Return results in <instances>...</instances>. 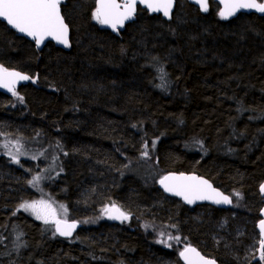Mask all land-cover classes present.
Returning a JSON list of instances; mask_svg holds the SVG:
<instances>
[{
	"label": "trees",
	"instance_id": "16d2710c",
	"mask_svg": "<svg viewBox=\"0 0 264 264\" xmlns=\"http://www.w3.org/2000/svg\"><path fill=\"white\" fill-rule=\"evenodd\" d=\"M61 13L69 51L38 52L0 23V65L35 80L0 93V264H182L190 244L221 264H259L264 16L225 21L177 0L170 21L138 10L111 33L95 0ZM171 171L206 176L232 211L164 196L157 180ZM112 206L128 220L115 223ZM59 209L83 226L70 240L45 217ZM149 223L178 228L181 245L159 243Z\"/></svg>",
	"mask_w": 264,
	"mask_h": 264
},
{
	"label": "water",
	"instance_id": "95a60500",
	"mask_svg": "<svg viewBox=\"0 0 264 264\" xmlns=\"http://www.w3.org/2000/svg\"><path fill=\"white\" fill-rule=\"evenodd\" d=\"M68 0H0V23L17 37L33 44L40 52L47 44L64 51L70 50V31L61 13V6ZM201 13L208 10V0H186ZM220 6L223 20L236 19L240 14L264 16V2L258 0H215ZM177 0H95V10L101 26L111 33L123 32L125 27L136 21L138 10L149 16H160L170 21ZM30 78L15 70H4L0 65V93L10 95L14 89L29 83ZM163 195L175 197L184 205L196 207L207 203L217 208H229L231 199L223 195L213 185L197 175L167 173L157 183ZM264 197V184L261 186ZM111 214L116 221H124L127 216L118 208L112 207ZM262 222L257 229L264 247V209ZM82 226L74 220H57L53 225L56 236L70 240L78 234ZM183 264H217L204 257L195 248H186L180 253Z\"/></svg>",
	"mask_w": 264,
	"mask_h": 264
},
{
	"label": "flooded vegetation",
	"instance_id": "af4514ba",
	"mask_svg": "<svg viewBox=\"0 0 264 264\" xmlns=\"http://www.w3.org/2000/svg\"><path fill=\"white\" fill-rule=\"evenodd\" d=\"M259 2H261V3H263L264 2V0H258ZM211 4H214V5H216L217 6V8L216 9H214V8H212L211 7ZM213 10V12H214V14L215 15H219V16H221V14H220V6H219V4L215 1V0H208V11H207V13H209L210 12V10ZM204 14H206V13H204ZM167 173H177V174H187V175H197L199 178H202V179H204V180H206V181H209L212 185H213V187L215 188V189H217V190H219L223 195H225V196H227V197H229L230 199H231V202H232V205H231V207H229V208H225V209H223V208H217V207H215V206H211V205H209V204H207V203H203L202 205H199V206H196L197 208H201V207H206V208H212V209H214V210H217V211H221V212H229V211H232L231 210V208L233 207V205H234V200H235V198H234V196L230 193V192H228V191H226V190H224L222 187H219V186H217V184L216 183H214L213 181H211L210 179H208L206 176H203V175H199V174H196V173H184V172H174V171H171V172H167ZM166 173V174H167ZM161 179V177L157 180V183H158V181ZM264 184V178L261 180V182L258 184V188H257V194H258V196H259V200H260V204H259V206H258V208H257V217H256V219L254 220V223H255V233H256V241H255V250H254V255H256V259H257V261L259 262V264H264V247H263V249L260 251V244H261V242H262V238H261V235H260V233H259V231H258V229H257V225L259 224V222H262L263 221V219H262V217H261V212L263 211V209H264V197L261 195V186ZM157 189H158V186H157ZM159 190V189H158ZM161 192V191H160ZM162 193V192H161ZM165 196V195H164ZM167 197V196H166ZM169 198V197H168ZM172 200H174V201H176L177 203H179V204H181V205H183V206H185L186 208H188L189 210H193L194 208H196V207H190V206H186V205H184L180 200H178L177 198H175V197H172L171 198ZM112 207H115V206H112ZM112 207L110 208V216H111V219L115 222V223H122V222H126L127 220H128V215L123 211V208H121L120 206H116V207H118L126 216H127V218H126V220H124V221H116L115 219H113V217H112V214H111V209H112ZM231 214V213H230ZM235 214H237V213H234V214H232V215H235ZM82 226V225H81ZM82 228H83V226H82ZM82 228H81V230H82ZM80 230V231H81ZM79 231V232H80ZM78 232V233H79ZM175 236L178 238H180V236H185L184 234H183V232L181 233V231L178 229V228H175ZM190 247H192V248H195L196 250H198L204 257H206V258H208V259H210V260H213V259H211V258H209V257H207V256H205L198 248H197V246L196 245H194V244H190V245H188V246H185L184 248H182L181 250H180V252H179V260H180V253L184 250V249H186V248H190ZM213 261H215L217 264H221V263H219V262H217L216 260H213ZM256 261V260H255ZM180 262L182 263V261L180 260ZM183 264V263H182Z\"/></svg>",
	"mask_w": 264,
	"mask_h": 264
},
{
	"label": "rangeland",
	"instance_id": "374dc122",
	"mask_svg": "<svg viewBox=\"0 0 264 264\" xmlns=\"http://www.w3.org/2000/svg\"><path fill=\"white\" fill-rule=\"evenodd\" d=\"M30 83L34 84L35 80L34 79H30ZM15 91H16V89L13 90L12 96L15 95V93H16ZM46 206H48V205H46ZM62 216H63V213H62L61 209L57 210L56 213H54V214L45 213V217L47 219L52 217V218H50V220L52 221L50 224H52V226L54 225L55 221H57V220H66V221H68V219H66L67 217L63 218ZM145 233H151L152 235L155 234L154 236L156 237V240L159 243H162V244H164L166 246L174 247V246L181 245L179 238H177L176 236H175V238L172 237L171 234H170V230L165 229L164 227L160 226L159 224H154V223L146 224Z\"/></svg>",
	"mask_w": 264,
	"mask_h": 264
}]
</instances>
